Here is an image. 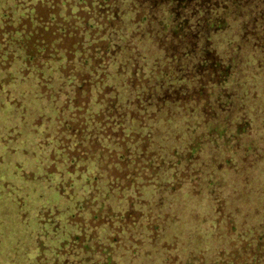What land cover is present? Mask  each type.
I'll return each mask as SVG.
<instances>
[{"label": "trees", "instance_id": "16d2710c", "mask_svg": "<svg viewBox=\"0 0 264 264\" xmlns=\"http://www.w3.org/2000/svg\"><path fill=\"white\" fill-rule=\"evenodd\" d=\"M0 55L47 104L52 264H264V0H0Z\"/></svg>", "mask_w": 264, "mask_h": 264}, {"label": "rangeland", "instance_id": "374dc122", "mask_svg": "<svg viewBox=\"0 0 264 264\" xmlns=\"http://www.w3.org/2000/svg\"><path fill=\"white\" fill-rule=\"evenodd\" d=\"M11 74L15 76L16 71ZM7 78L8 70L0 60V264H52L51 254L38 248L34 217L44 201L60 208L65 205L58 195H43L46 190L38 180L45 170L41 166L48 164L43 154L50 129L47 104L36 95L33 83ZM9 186L13 188L8 190ZM185 196H180L176 206L184 204Z\"/></svg>", "mask_w": 264, "mask_h": 264}]
</instances>
